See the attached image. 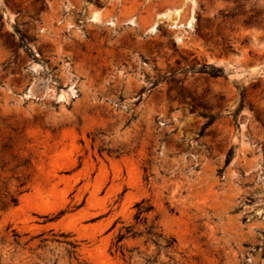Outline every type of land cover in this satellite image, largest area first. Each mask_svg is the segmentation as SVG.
<instances>
[{"label": "rangeland", "instance_id": "obj_1", "mask_svg": "<svg viewBox=\"0 0 264 264\" xmlns=\"http://www.w3.org/2000/svg\"><path fill=\"white\" fill-rule=\"evenodd\" d=\"M0 264H264V0H0Z\"/></svg>", "mask_w": 264, "mask_h": 264}, {"label": "trees", "instance_id": "obj_2", "mask_svg": "<svg viewBox=\"0 0 264 264\" xmlns=\"http://www.w3.org/2000/svg\"><path fill=\"white\" fill-rule=\"evenodd\" d=\"M199 72L200 73H204L210 77H220L223 75V71L221 68H215L211 65H203L200 69H199ZM243 98V97H242ZM243 101V100H242ZM212 120L213 118H209V120L205 123V126H208L212 123ZM230 155H231V152L228 154V158L226 159V162H225V165L228 164L229 162V159H230ZM11 203L13 205H16L17 203V199L16 198H12L11 199ZM143 202H140V203H137L135 205V208L137 210V213L135 214L134 216V220L136 221H139L140 220V216L141 214L145 213V212H148L151 207L150 206H142ZM131 229L130 228H127L126 229V234L130 233ZM123 238V235H120L118 237V240L117 241H120L121 239ZM171 242H174L173 240ZM166 247H169L170 246V243L169 242H166Z\"/></svg>", "mask_w": 264, "mask_h": 264}]
</instances>
